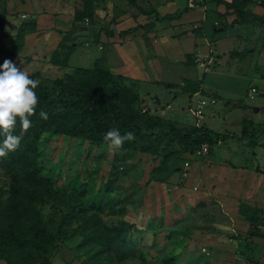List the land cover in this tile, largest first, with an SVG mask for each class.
I'll return each mask as SVG.
<instances>
[{"label": "rangeland", "instance_id": "obj_1", "mask_svg": "<svg viewBox=\"0 0 264 264\" xmlns=\"http://www.w3.org/2000/svg\"><path fill=\"white\" fill-rule=\"evenodd\" d=\"M155 1L168 0H0V65L13 61L51 95L84 70H106L114 92L117 75L137 79L115 67L139 65L123 58L119 40L96 33L126 19L139 22ZM203 2L204 12L219 18L209 33L218 47L197 61L187 57L186 69L165 67L162 76L175 88L142 86L162 107L139 93L132 106L139 127L128 147L110 151L107 143L45 130L35 160L43 179L16 180L0 165V264L8 263L3 237L10 225L21 236L9 249L12 264L41 262L29 244L36 226L54 237L52 264H264V159L246 154L253 143L190 152L181 140L193 123L221 131L208 120L220 115L232 119L225 132L255 137L248 123L264 120V23L230 26L233 14L219 17L216 3ZM190 3L199 8L178 0L183 8ZM247 8L263 15L264 0ZM204 98L215 103L197 116Z\"/></svg>", "mask_w": 264, "mask_h": 264}, {"label": "trees", "instance_id": "obj_2", "mask_svg": "<svg viewBox=\"0 0 264 264\" xmlns=\"http://www.w3.org/2000/svg\"><path fill=\"white\" fill-rule=\"evenodd\" d=\"M208 1V0H206ZM217 5H224L225 13L217 12L219 17L226 14H233L235 18L230 23V26L237 24H253L264 23V14L259 15L251 12L247 7L254 0H209ZM196 6H204L203 0H195ZM194 7L187 6L184 9H179L173 14L159 17L156 13L154 19L145 24H140L126 31H121V36H126L130 33L143 30L145 33L151 31L157 21L172 20L181 17L185 12L192 10ZM82 13H77L75 21L82 20ZM92 13H88V17H92ZM78 27V25H76ZM75 29V27H74ZM108 35H113L115 30L106 31ZM99 35V32L97 33ZM96 35V38L98 36ZM145 39L148 40V38ZM80 70V69H79ZM97 72L90 70L86 71L83 76L72 77L67 81L59 83L55 90V94L36 88L39 103L36 107V114L30 117L32 126L23 136L20 147L9 153L5 158H0L1 166H10L14 172L16 180H25L32 183H37L43 177L35 163L37 145L41 134L45 130H52L54 133L68 134L72 136H81L87 140L106 143L103 136L112 128H117L123 135L127 131L137 132L139 124L137 115L134 113L133 104L140 97L138 90L133 82L122 75H117L121 84L114 92L113 86L108 87L105 80L111 79L113 75L106 71L96 69ZM95 70V71H96ZM90 72V73H89ZM116 85V84H115ZM130 103L129 109L121 104V100ZM62 106L63 109L58 110ZM48 114V119L43 120L39 117L40 111ZM153 126L160 127L161 123L157 121ZM20 125L17 122V127L14 134H19ZM231 133L217 132L205 125L189 126L188 131L181 136V140L185 144V148L194 152L197 148L204 144L214 146L220 141L227 140L232 137ZM0 135V141L3 140ZM258 137L255 135L251 141L256 144ZM123 147H128V142H125ZM1 203V202H0ZM7 237L4 238L5 244L8 246V255L6 256L7 264H12V259L9 249L12 246L21 244V236L16 226L10 225L6 230ZM3 236V235H2ZM62 239L66 237L62 234ZM28 243V241H27ZM54 243V237L45 229L39 226L35 227L29 241L42 257L39 264H52L48 256V249Z\"/></svg>", "mask_w": 264, "mask_h": 264}, {"label": "crops", "instance_id": "obj_3", "mask_svg": "<svg viewBox=\"0 0 264 264\" xmlns=\"http://www.w3.org/2000/svg\"><path fill=\"white\" fill-rule=\"evenodd\" d=\"M208 2L212 1L208 0ZM179 4L178 0H168L166 2L160 3L155 1L156 9L149 13L146 12V15L141 14L139 17V22H135L133 18L126 19L123 23L119 24L118 29H108L115 30V33L111 36L106 33L107 29L104 30V34L99 32V35H97L98 32L96 33L98 39L101 37V39L105 38L107 41L109 39L113 41L119 40L120 42L116 44V49L121 50L123 53V58L139 65V68L136 69L115 67V70H117V72L120 74L127 75L129 77L131 76L132 78L137 77V79L135 78L134 80L136 89L139 93H142V97L144 96L147 98L148 103H150L148 97H155L154 99H158V94L154 96L150 93H143L142 86H145V84L161 85L165 86L167 89H173L176 87L175 85H177L174 83V81H170V79L162 76V73L165 72V67L167 68V72L170 70V67H173L174 65L178 69H186V67L189 66L184 64L187 60V57H197L193 59L197 61L202 59L204 54H207V52L210 53V51L214 50L211 49V45H213V48L218 47L214 46L215 43H217V40H215L216 38H214L212 41V39L209 37V33L210 29L212 30L214 23H216L219 18L216 16V14L214 16H211V14L210 16L206 14L204 12L205 8H202L203 6H197L199 8L194 7L192 10L183 13L181 17L176 19L157 21L156 26L147 33H145L143 30H139L126 36H121L119 34L121 31H126L140 24H145L152 21L156 13L159 17H164L165 15L175 13L179 9H184L187 6L193 7L191 6V3L190 5H186L184 8ZM215 10L220 13L226 12V8L222 4L217 5ZM234 18L235 15L233 19ZM140 31H143V33H138ZM145 36L148 38V40L145 39ZM112 45L114 48L115 44L113 43ZM172 83L173 85H171ZM159 103V99L155 100L153 106L161 108L162 106H159ZM169 105L170 104L168 102V106ZM258 110L259 109H257V111ZM162 116L166 118L163 109ZM218 119L220 121H216L215 118H209L208 120H210V122L213 124L220 125L219 127H221L222 130L228 127L231 128V124L233 125L231 117H221L220 115ZM200 124L213 129V127L208 126L207 123L200 122ZM248 124H250V130H252L253 133L256 132L258 139L255 142L256 144H253L254 146H248L246 154L248 156L251 155L258 161L260 159L263 160L264 120L256 122L251 119ZM192 125H197V123H193ZM222 130L220 131V129H218L215 131L225 134L231 133L233 136L227 140L220 141L219 143H253L251 140L254 137L252 136H245V138L242 140L235 132H225Z\"/></svg>", "mask_w": 264, "mask_h": 264}, {"label": "clouds", "instance_id": "obj_4", "mask_svg": "<svg viewBox=\"0 0 264 264\" xmlns=\"http://www.w3.org/2000/svg\"><path fill=\"white\" fill-rule=\"evenodd\" d=\"M39 81L30 78L29 74L17 67L11 60H4L0 65V158H5L15 152L21 144L23 136L32 126L30 117L36 114L39 98L34 91ZM39 117L48 119V114L40 111ZM17 122L20 125L19 134H14ZM136 139L131 131L123 135L117 128H112L103 136L109 150H120L125 142Z\"/></svg>", "mask_w": 264, "mask_h": 264}, {"label": "built area", "instance_id": "obj_5", "mask_svg": "<svg viewBox=\"0 0 264 264\" xmlns=\"http://www.w3.org/2000/svg\"><path fill=\"white\" fill-rule=\"evenodd\" d=\"M255 89H253V91H254ZM200 103H201V106L198 108V109H196L195 110V114L197 115V116H200V115H202L204 112H203V106H205V105H208V104H210V103H212V104H214L215 103V101L214 100H209V99H202L201 101H200Z\"/></svg>", "mask_w": 264, "mask_h": 264}]
</instances>
